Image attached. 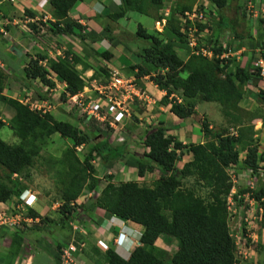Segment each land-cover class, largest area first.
<instances>
[{
	"label": "trees",
	"instance_id": "trees-1",
	"mask_svg": "<svg viewBox=\"0 0 264 264\" xmlns=\"http://www.w3.org/2000/svg\"><path fill=\"white\" fill-rule=\"evenodd\" d=\"M78 1L51 0L54 21L45 23L50 33L53 36L76 37L82 43H97L105 39L114 41L111 28L104 27L100 33L87 31L85 26L70 17ZM208 1L219 12L229 4V0ZM164 3L165 0H121V4L115 11L108 13L107 17L116 23L129 12H136L157 21L162 18V15H157L160 14ZM186 10L188 9H183L180 15ZM154 13L157 15L154 16ZM180 15L174 10L167 19L163 32L157 31V35L148 33L142 25H138L136 36L147 41L148 47L141 55L142 64L131 65L130 71L133 74L137 70V80L148 76L160 91L165 92L160 105L170 106V112L180 120L184 121L196 114V100L202 97L206 102L221 105L228 122L238 128L239 133L237 137L213 133L209 124L204 123L202 132L205 142L187 145L179 141L175 135H170V129L163 123L149 130L142 143L148 150L145 153L146 159L129 161V167L136 168L140 178L157 167L160 170L159 180L153 187L140 186L138 182H126L121 185L110 183L102 190L96 201L97 206L108 212V215H115L124 221L140 225L144 230L140 237L141 245L132 251L129 260L123 259L115 250L109 248L105 253L106 264H166L151 251L156 250L155 243L159 239L177 245V252L170 264L238 263L236 242L228 225L225 197L231 194L233 185L227 170L233 167L238 172L240 170L258 173L259 163L264 162V151L260 154L256 147L246 144L243 149L238 148L244 137L252 134L253 126L246 125L243 115L233 111L234 107L240 106L243 101L244 86L253 76L251 63L247 67L229 69L234 66L235 60L220 58L227 53L220 44L221 31L213 33V40L211 38L214 41L212 59L193 54L185 35L181 33ZM209 23H215L223 30L222 24L225 20L219 14ZM261 23L264 24V19ZM207 27L212 29L213 25L203 26L202 30ZM32 28L38 29L35 25ZM257 36L256 40L250 37L251 41H256L252 45L253 49L264 48V28L258 31ZM179 50L187 53L186 60L180 57ZM98 54L106 60L112 58L110 52ZM151 65L158 68L156 71H161L153 74L152 71L155 70L150 69ZM78 66H82L83 71L90 70L72 49L56 58L38 54L29 59L23 70V78L27 83L25 88L31 86L33 81L39 80L45 86L54 89L56 85L51 79L52 75L66 84V89L61 95V99L66 101L68 96L74 97L82 93L87 86ZM100 70L110 77L106 67H101ZM94 74L92 81L96 80ZM5 79L4 72L0 70V102L13 111L9 126L20 142L11 145L0 138V166L5 168L10 176L8 182L0 178V202L8 203L21 195V185L12 182L11 178L32 167L40 153L37 140L58 134L61 138L72 141L74 147L65 152L63 163L67 171L60 174L64 201L62 210L70 217L71 204L82 196L85 187L94 182V176H97V171L91 164L92 156L95 154L101 157L104 169L108 171L125 158L127 144L124 142L112 147L110 138L102 133L106 138L95 142L90 154L81 160L76 154V148L98 138L92 129L86 127V131L83 132L74 125L57 120L49 112L33 110L29 105L4 95ZM175 92H181L182 102L172 97ZM261 92L264 103V91ZM250 115L251 121L252 119L264 121L263 115L257 113ZM5 126L6 122L0 114V131ZM244 151L246 157L241 160L240 154ZM186 152L192 154V161L186 163L179 171L178 163ZM195 173L201 181L213 188L211 192L213 204L210 207H205V203L193 193L181 188L180 180L188 174ZM91 188H94L93 185ZM241 193L249 194L250 199L258 202L264 210V182L255 190L246 189ZM166 211H169V215L165 213ZM31 216L37 218L40 215L31 211ZM64 224L63 220L58 223L62 226ZM27 238L41 247L47 244L43 239L36 237L32 229H17L12 235L10 253L17 256ZM54 255L57 264H60L61 256L58 253Z\"/></svg>",
	"mask_w": 264,
	"mask_h": 264
},
{
	"label": "rangeland",
	"instance_id": "rangeland-1",
	"mask_svg": "<svg viewBox=\"0 0 264 264\" xmlns=\"http://www.w3.org/2000/svg\"><path fill=\"white\" fill-rule=\"evenodd\" d=\"M118 1L120 3V0ZM204 3L209 4L211 12H216L217 15L221 14L225 23L222 24L223 30L218 28L215 23H211L209 25H213L212 29L210 27L204 28L202 34L198 35L199 39L197 41L201 42L200 47H203L205 51L201 52L199 48V55L212 59L213 54L211 53H213L212 49L214 45V41H212L213 33L216 34L217 31H221L220 44L228 49V53L229 50L233 49L236 45L237 48L231 50L232 56L225 54L220 58L225 57L226 59L230 57L228 59L235 60L234 66L229 69H235L238 66L247 67L254 57V50L250 46L252 42L250 37L252 36L253 39L256 40L258 31L264 28V24L261 23V20L264 19V1L229 0L228 6L220 12L217 11L208 0H177V2L173 4L167 1L164 3L160 14L157 15L154 13L153 15H167L166 18L169 19L174 10L180 15L183 9H191ZM107 4H109V1ZM128 14L130 15L131 20L129 23L132 25V29H130V32L125 30V32L119 33L118 38L126 44L124 48L132 49L139 46L140 49L145 50V48L148 47V42L136 36L138 23L140 22L154 35H157L158 32L156 27L159 26L154 22V18L146 17L136 12H129ZM11 15L14 18H18L19 16L20 20L30 18V15L26 11H23L20 15L14 11ZM45 16V14L41 16L38 15L40 19L45 18ZM213 18H215V16L212 13V16H209L208 22L212 21ZM91 20H94V22L90 24L91 26L103 27L109 23L114 28L116 27V23L111 22L106 15L96 16ZM120 25L124 27L123 23H120ZM15 27L16 34L10 35L12 37H18L20 34L24 33L26 35L24 36L25 41L31 35L29 39L31 41H41L47 47L48 43L51 44L53 35L50 33L47 24L42 22V20L37 26L38 29L30 31V35L26 30L21 29L20 25H16ZM162 27L163 24L158 29L163 31ZM200 31H202V29ZM6 39L12 40L9 36L0 33V41ZM103 41L111 42L113 40L105 39ZM145 42L147 43L143 46L141 43ZM77 43L80 45L79 47H82V50L79 48V51H81L82 54L85 53L84 63L90 67L89 69L92 70L91 73H95L97 84L103 85L106 82L105 80L109 78V74L104 75L100 70L101 67L105 65L106 60L94 51L92 43H82L80 41H77ZM56 45V50H60L62 55L65 53L63 48L69 46L64 39H61ZM242 48H246V50H243L239 56L233 55L235 52L241 51ZM49 49H51V47ZM56 50H54V56L56 55ZM178 53L181 58L186 60L187 53L185 51L179 50ZM238 57H240L239 60ZM119 63H121V61H119ZM151 67V70H155L152 71L155 75L157 72L161 71H156L158 68L155 66L151 65ZM122 70L123 69H121V71ZM79 71H81L83 77L87 79L89 71H83L82 67L79 68ZM122 72L127 75L129 74L128 69H124ZM52 78L56 85V80H58V78L51 75V79ZM88 81L90 83L92 78ZM145 83L146 80L138 79L137 89L140 91V88L144 86L143 91L149 99L151 98V107L148 108L145 102H141V104L137 106H134L135 104L133 103L132 109L130 110L131 117H126V121L122 119V121L120 120L121 122L118 123L114 118H110L114 123L116 122L115 128H112L107 122L99 123L95 118L83 116L85 113L82 110H78V108L70 102L67 104V110H64L62 106H59V102L63 101L61 95L64 92L60 91L59 88L57 89V86H55L57 89L56 92H48L49 94L52 93V95L47 94L46 99L48 98L52 106H56L57 111L61 114H66L73 118L75 120V127L83 132L86 131V127H88L98 136L97 139L89 142L87 145L76 148V154L81 160H84L87 155L90 154L95 142L104 140L106 137L110 138V145L112 147L126 142V156L108 171H105L104 161L101 157L95 154L92 156L91 159L93 160L91 164L95 167L97 176H94V182L85 187L82 196L75 203L71 204V215L67 217V214L62 210L64 201L63 184L61 182L62 176L60 174L66 173L67 171L63 163V157L67 150L74 149L73 143L68 139L61 138L58 134L50 138L38 139L37 144L40 147V153L38 152L39 155L35 158L32 167L26 169L21 175H14L11 178L12 182L21 185V195L23 193L27 194V192H31L34 195L33 201L24 205V202L20 200V195L15 198V200L9 201V206L0 208V227H7L6 224H4L7 222V224L11 226V230L24 228L32 229L36 237L50 244L54 254L58 253L61 256L60 264H106V250L109 248L116 250L119 243L126 242V240L121 236V227L118 226V228L114 229L112 228L113 226H110L107 222L105 223L103 219L95 215L94 211L98 207L96 204L97 198L102 190L110 183L121 185L126 182H138L140 186L153 187L160 178V170L157 167L155 169L153 168L147 172L145 177L140 178L138 176V170L129 167V161L146 159L145 153L148 150L142 143L149 130L154 129L159 123L166 124V126L170 125L169 127L173 126L174 123V121L171 120V114L168 112H165V115L162 116L165 120L164 122L159 120L160 118L157 116V111H159V108L162 106L160 105L161 100H157V97L161 94H159V90L153 85H148L149 90H147ZM58 84L60 85V83ZM93 85L96 86L95 83H93ZM263 85L261 79L252 78L244 86L245 97L239 104L240 106L234 107L233 109L236 114L243 115L246 125L251 124L253 126L252 134H247V136L244 137L243 143L239 144L238 148L241 150L246 144L250 147H256L260 154L264 151V122L258 119H252L251 121L250 113H257V115L264 116V103L262 102L261 94V91H264L262 89ZM91 89V92L88 91L85 95L84 100H86V102L90 101V98H98L99 93L94 88ZM138 91L136 90V93H138ZM172 97L182 102L181 92H175ZM21 99L25 100L23 97H21ZM63 102H65V100ZM196 104V114L184 120L181 124L184 131L180 133L181 130H179V127H175L173 130L177 131H174L173 134L171 132L172 129L167 126L170 129V135H175L179 141L184 140L187 145L204 143L205 139L202 132V125L204 123L209 124L213 133L224 135L239 133L238 128H235L228 122L221 105L218 103L206 102L202 97L196 100ZM0 107L5 108L0 114L3 116V119L8 122L0 131V138L8 144H17L20 141L10 128V119L8 118L11 113L13 114V111L2 102H0ZM102 133H105L106 137L102 136ZM190 141L193 143H190ZM245 157L246 153L244 151L240 154V159L243 160ZM191 161L192 154L186 152L185 156L178 163L179 171L183 169L186 163ZM263 167L264 163L260 162L261 169L257 174L240 170L238 172L234 170L233 167L228 169L230 181L234 189L232 195H228L225 199L228 207V225L230 233L237 246V264L264 263V210L258 202L250 199L248 195L241 193L253 186L259 187L260 184L264 182ZM9 177L8 171L0 166V178L8 182ZM180 184L184 191H190L195 197L203 201L205 207H210L213 204L211 197L213 188L211 185L201 181L200 178H198V174L195 173L184 176L182 180H180ZM92 185L94 188H91ZM31 211L36 212L40 216L33 218L31 216ZM165 213L169 215V211ZM61 220L65 222L64 226L58 225ZM105 220L109 221V215L106 216ZM122 224L128 229V233H126V235L128 234L127 238L132 239L135 243L131 246L132 248H128L131 253L133 249L139 246L140 236L144 230L140 225L130 221H124ZM130 243L132 245L133 242ZM0 245H4V242L1 241ZM5 246L8 248L6 242ZM39 247H41V245L27 238L19 254L14 256L10 253V257L5 264H26L25 258L34 256V259H36V257L41 254L42 251ZM155 248L156 250L153 251L151 249V251L156 257L163 259L166 264H170L172 257L176 253L177 245L176 243L161 239L158 240ZM4 254L8 257L9 252L4 251ZM52 258L55 264H57L55 255L52 256Z\"/></svg>",
	"mask_w": 264,
	"mask_h": 264
},
{
	"label": "crops",
	"instance_id": "crops-1",
	"mask_svg": "<svg viewBox=\"0 0 264 264\" xmlns=\"http://www.w3.org/2000/svg\"><path fill=\"white\" fill-rule=\"evenodd\" d=\"M80 1H81L82 5L79 6L78 12H73L70 14V17L73 20H75V21L79 22L81 25L85 26L86 27L85 29L87 31L93 30V31L100 33V32H102L104 27L111 28V30L113 31L112 37L115 39L114 41H111V42L110 41H99L97 43H92V48L94 49V51L96 53L110 52L112 54L111 59H109V60L105 59L106 62H105V65L103 67L106 66L107 70L128 69V71H129L128 75L125 74L124 72L123 73L127 77H130V78L136 77L137 70L135 71V73L132 74L129 67L131 65L142 64L143 58H141V55L144 54V50L140 49L139 46L137 48L135 47L132 49L124 48L126 44L124 43V41H121L118 38L119 33L125 32V30H128L130 32V29H132V25L129 23L131 20L130 15L127 14L124 18H122L121 20L116 22L115 28L109 23L103 27L91 26L90 24L92 22H94V20H91L92 18H94L96 16H105V15L107 17L108 13H110V10L112 12L115 11L116 7L119 6L121 3H119L118 0H80ZM108 1H109V4H107ZM103 3L105 6L103 5ZM53 9L54 8L51 5V0H16L15 3H10L8 0H0V26H1L0 27V33L3 35L9 36V38L12 39V40L6 39V40L0 41V70L2 72H4L5 77H6L3 92H4V95L11 97V98H14V99H17L20 102L29 105L30 108L33 110L36 109V111H40L43 113L49 112L57 120L65 122V123H69L71 125H74L75 120L73 118H71L70 116H67L66 114H61L59 111H57V107L52 106L50 101H48V98L46 99L47 94L52 95V93L49 94L48 92H54V91L56 92L58 88L60 89V91L64 92L66 89V84L64 82H62V81L60 82V80L59 81L56 80L57 89L56 88L53 89V88L45 86L39 80H36V81H33L31 83V86L29 85L28 88H25L27 86V83L25 82V80L23 78L24 77L23 76V70H24L25 66L27 65V63L31 57H36V55H38V54H44V55L49 54L48 56H50L51 58H56V57L62 55L60 50H58V49L56 50V48H55L57 46L56 45L57 42H60L61 39H64V41L67 42V44L69 45V46H66L63 48L65 51L72 49V51L76 55H78L81 59H83L85 61V57H84L85 53L82 54V52L79 51V48L82 50V47H79L80 45L77 43V41H80V40L77 39L76 37L70 38L67 36H52L51 44L48 43V47L45 44H43L41 41L29 40L30 36H31L29 33H30V31L34 30L32 27H34V25L38 26L39 21L41 20L38 17V15H40V16L43 14L46 15L45 18L43 19L44 22L45 21L48 22V20L54 21L53 15H52ZM27 10L30 11L29 12L30 14L28 13L30 15V18H28V19H23V20L21 19L20 20L19 16H18V18L17 17L14 18L11 15L14 11L16 13H18V15H20L23 13V11H27ZM79 13H82V15L79 16ZM146 17H149V16H146ZM154 22H157V21L154 20ZM120 23H123L124 27H121L122 25H120ZM129 24H130V26H129ZM139 24L142 25L140 22L138 23V25ZM16 25H20V28L23 30H26V32H28V34L30 35L26 41L24 39V36H26L24 33L20 34V36H18V37L10 36V35L16 34V27H15ZM124 28H126V29H124ZM144 29H146V31L148 33L153 34V33L149 32L146 27H144ZM154 29H155V27H154ZM13 39H14V41H13ZM146 43L147 42L141 43V44L143 46H145ZM255 43H256V41L251 42L250 46L252 49H253L252 45H254ZM49 46L51 47V49H49L50 48ZM236 46L233 47V49H231V50L236 49L237 48ZM224 48H226V47H224ZM52 49L56 50L55 56L53 55L54 50H52ZM243 50H246V48H242L241 51L235 52L233 55L239 56ZM231 53H232V51H231ZM239 58L240 57H238V60H239ZM119 61H121V63H119ZM80 67H82V66H78V69ZM88 71H89V75H87L88 76L87 79L90 78L91 76H93V73H91L92 70L90 69ZM20 79H21V81H20ZM141 79L146 80L145 86H146L147 90H149L148 85H153L157 90H159L157 88V86L154 85L150 81V79H148V76L141 78ZM52 80H53V78H52ZM58 83H60V85ZM92 84L93 83L90 82L88 84V86L84 89V91L80 94L85 96L88 91L91 92V90H92L91 88H94L95 90H97V88L99 86H94ZM141 89H142V93H144V91H143L144 87L143 88L141 87ZM159 94H161V95H159V97H157V100L160 101L161 98L165 95V92H162L159 90ZM16 95H18V96H16ZM21 97H23L25 100H22ZM90 99L97 101L100 99V97L90 98ZM68 102H70V101H67V102L66 101L65 102L60 101L59 106H62L64 108V110H67L66 107H68V105H67ZM139 104H141V102L136 101L134 106H137ZM127 106L131 110L133 103L131 101H128ZM147 107L148 108L151 107L150 102L147 105ZM3 109H5V108L0 107V112ZM159 109L160 110L157 111V116H159L158 118H160L159 119L160 121H163V122L165 121L164 118L162 117L163 115H165V112H168L171 114V120L174 121V123H173V126H171V127H169L170 125H167V126L170 129H172L171 132L173 134H174V131H177V130H173L175 127L176 128L179 127V130H181L180 133H182L184 131V129L181 127V124L183 123V121L180 120L179 118H177L174 114H172L170 112V106H168V107L162 106ZM104 111H105L106 118L109 121V124L111 123L114 126H116V122L119 123L122 121V119L124 121H126L127 118L131 117V115H120L116 110H112L111 106H105ZM119 116H121V117H119ZM12 117H13V114L11 113V115H9V117H8L10 119V121H11ZM2 118H3V116H2ZM110 118H114L116 122L114 123V121H112V119H110ZM4 121L6 122V124H8V122L6 120H4ZM13 132H14V130H13ZM14 135H15V133H14ZM182 142L185 143L184 140ZM190 143H193V142L190 141ZM11 145H14V144H11ZM13 200H15V199H13ZM6 206H9V202L8 203L0 202V208L6 207ZM15 231L16 230H11V226L9 228L1 227L0 243H1V241H3L4 245H0V264H5V262L10 257L12 235L15 233ZM4 233L6 235H4ZM5 242H6V245L8 246V248L5 246ZM39 248H41V251H42L41 254L38 255L36 257V259H34V256L33 257L29 256L28 258H25V260L27 262L26 264H55V261L52 258V256H54V251L51 248L50 244H48V243L44 244L42 247H39ZM50 250L53 252L49 253ZM4 251L9 252L8 257H7V255L4 254Z\"/></svg>",
	"mask_w": 264,
	"mask_h": 264
},
{
	"label": "built area",
	"instance_id": "built-area-1",
	"mask_svg": "<svg viewBox=\"0 0 264 264\" xmlns=\"http://www.w3.org/2000/svg\"><path fill=\"white\" fill-rule=\"evenodd\" d=\"M14 3L16 0H9ZM167 2V1H166ZM170 4L177 2V0H168ZM167 16V15H166ZM210 11L207 5L201 7L198 5L193 7L191 10L185 11L180 18L181 33L188 36L190 44L192 47H197V38L195 34L201 33L203 26H206L209 22ZM166 23L165 20L162 22ZM157 26H161V23H157ZM203 52H205L203 50ZM254 66L260 69L259 77H261L264 82V51H258V55L254 61ZM96 83V81H94ZM97 90L101 96L100 100L88 102L84 101L81 96L70 97L69 101H72L79 110H82L89 117H94L99 123L108 122L105 115V106H111L113 110H116L120 115L128 114L130 115L129 108L127 106L128 101H134V97L137 96L139 99L144 97V94L138 91L135 81L133 79L126 78L122 76L118 71L111 72V82L106 86L98 87ZM136 90L138 93L135 94ZM104 99V100H103ZM36 110V109H35ZM104 111V112H103ZM105 115V116H104ZM110 126L115 128L113 124ZM30 192H27L29 194ZM24 194L21 198L23 202L29 204V199L26 198ZM96 215L99 217H105V210L97 208L95 211ZM6 225V223H4Z\"/></svg>",
	"mask_w": 264,
	"mask_h": 264
},
{
	"label": "clouds",
	"instance_id": "clouds-1",
	"mask_svg": "<svg viewBox=\"0 0 264 264\" xmlns=\"http://www.w3.org/2000/svg\"><path fill=\"white\" fill-rule=\"evenodd\" d=\"M9 1V0H8ZM166 1H168V0H165V2ZM10 2V1H9ZM16 2V1H15ZM14 2V3H15ZM10 3H12V2H10ZM120 3H121V0H120ZM80 5H82V3H81V1L79 0L78 2H77V4H76V6H75V8H74V11L73 12H78V9H79V6ZM204 5H207L208 6V9L210 8L209 7V4L208 3H204V4H202L201 5V7H203ZM198 6V5H197ZM192 9V8H191ZM191 9H188V10H191ZM187 11V10H186ZM209 11H210V9H209ZM85 12V11H84ZM83 12V13H84ZM185 12V11H184ZM183 12V13H184ZM182 13V14H183ZM212 13H213V15L214 16H217V13L216 12H211L210 11V16H212ZM81 14L82 13H79V16H81ZM182 16V15H181ZM181 18V17H180ZM43 19L44 18H42L41 20H42V22H44L43 21ZM40 20V21H41ZM163 20H165L166 21V23H167V18H166V15H162V18L161 19H159V20H157V22H156V24L157 23H161V26H162V22H163ZM39 21V22H40ZM179 21H180V19H179ZM210 22V21H209ZM44 23H47V21H45ZM166 23L165 24H163V27H162V29L164 30V27L166 26ZM181 24V23H180ZM179 24V26H180V28H181V25ZM210 23H208L207 24V26L209 25ZM161 26H159V27H156V30L158 31V32H163V31H160V29H158V28H160ZM202 32H203V30L201 31V33H198V34H196V38L197 39H199L198 38V35H201L202 34ZM185 37H186V40H187V42H188V45H189V47L191 48V50H192V53L193 54H199L198 53V49L200 48V51L201 52H203V47H200V43L201 42H198L197 41V47H192L191 46V44H190V41H189V38H188V36H186L185 35ZM224 48V47H223ZM226 51H227V53H224L223 55H225V54H227V55H231L232 56V53H231V50H229V53H228V49L227 48H224ZM258 51H264V48L263 47H258V48H256V49H254V57H253V59L251 60V71L253 72V76H252V78H257V79H261V77H259V74H260V69L258 68V67H255L254 66V61H255V59H256V57H257V55H258ZM211 54H213V53H211ZM217 57H219V56H217ZM225 57H222V59H224ZM228 58H230V57H227L226 59H228ZM114 70V69H113ZM112 69L111 70H108L109 71V73H110V77L108 78V79H106L105 81V83L103 84V85H98L97 84V82L95 83L96 84V86H99V87H101V86H108L109 84H110V82H111V72L113 71ZM114 71H118L122 76H125L126 78H129V79H133L134 81H135V84H136V87L138 88V80H137V78L136 77H134V78H130V77H127L121 70H118V69H116V70H114ZM93 76H91L90 78H88V79H86V85L88 86V84H89V81L88 80H90L91 78H92ZM251 78V79H252ZM94 81H96V80H93V81H91L92 83H94ZM261 82L264 84V82L262 81V79H261ZM93 85V84H92ZM86 86V87H87ZM85 87V88H86ZM262 89L264 90V85H263V87H262ZM98 93H99V91L98 90H96ZM140 92H142V89L140 88ZM144 94V97L142 98V99H139L137 96L136 97H134V101H131L132 103H136V101H140V102H145V103H147V105L149 104V102H150V99L148 98V96L146 95V93L144 92L143 93ZM76 96H81V94H78V95H76ZM70 97L71 96H68L67 97V100H66V102L67 101H69L70 100ZM75 97V96H74ZM98 97H100L101 98V96H100V94L98 95ZM82 98H85V96H83ZM84 100V99H83ZM90 100H93V99H90ZM100 100V99H99ZM84 101H86V100H84ZM93 101H95V100H93ZM98 101V100H97ZM74 106H76L72 101H70ZM77 108H78V106H76ZM129 108V107H128ZM78 110H79V108H78ZM129 111H130V109H129ZM104 112V111H103ZM124 115H128V114H124ZM130 115H131V113H130ZM83 116H87V115H83ZM89 117V116H88ZM92 118H94V117H92ZM98 121V120H97ZM259 121H263V120H259ZM264 122V121H263ZM107 123H109V121L107 122ZM210 129H212V128H210ZM238 136V132L237 133H234V134H232L231 136ZM185 144V143H184ZM262 163H264V162H262ZM259 165H260V163H259ZM261 168H259V170H260ZM228 171V170H227ZM248 172H252V171H248ZM252 173H255L254 171L252 172ZM255 174H257V173H255ZM258 187H251L250 189L251 190H255V189H257ZM233 189H234V186H233ZM233 189H232V192H231V194L230 195H232V193H233ZM24 194H26V193H23L21 196H20V200H21V198H22V196L24 195ZM245 195H248L249 196V194H245ZM33 197H34V195L30 192L29 194H27L26 195V198L27 199H29V202H31V201H33ZM250 198V197H249ZM22 201V200H21ZM254 201V200H253ZM23 202V201H22ZM256 202V201H255ZM24 205H26V203L24 202ZM33 207V206H32ZM97 208H100V207H97ZM96 208V209H97ZM96 209H95V211H96ZM102 209V208H101ZM104 210V209H103ZM95 211H94V213H95ZM106 212V211H105ZM95 215H96V213H95ZM108 215V212H106L105 213V217L104 218H102V217H99L98 215V217L99 218H101V219H103L104 220V222L106 223H108V224H110V226H113L112 228H118V226L119 227H121L120 229H121V236L126 240V242H123V243H119V245L117 246V248H116V253L120 256V257H122L123 259H125V260H129V258H130V256H131V253H132V251L134 250H132L131 251V253H130V251H129V249H130V247L131 246H133L135 243H134V241L132 240V239H130V238H127V235H126V233H128L127 232V228L122 224L123 222H124V220L123 219H120L119 217H117V216H115V215H109V221H106L105 219H106V216ZM118 222V223H117ZM7 226V228H9L10 226L9 225H6ZM0 230H1V227H0ZM142 235V234H141ZM141 237V236H140ZM159 240H161V239H159ZM130 242H133L132 243V245H131V243ZM157 242H158V240H157ZM157 242L155 243V245L157 244ZM139 246L141 245V243H140V240H139V244H138ZM129 248V249H128ZM132 248V247H131ZM176 252H177V250H176ZM176 254V253H175Z\"/></svg>",
	"mask_w": 264,
	"mask_h": 264
}]
</instances>
